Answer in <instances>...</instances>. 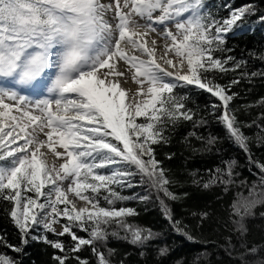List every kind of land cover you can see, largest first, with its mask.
I'll use <instances>...</instances> for the list:
<instances>
[{
    "label": "snow or ice",
    "instance_id": "snow-or-ice-1",
    "mask_svg": "<svg viewBox=\"0 0 264 264\" xmlns=\"http://www.w3.org/2000/svg\"><path fill=\"white\" fill-rule=\"evenodd\" d=\"M254 15L256 8L248 3L216 19L204 11L203 0H0V203L19 237V244L0 239V249L15 254L0 251V264H23L19 257L30 241L58 250L55 264L72 259L89 264L70 255L85 246L96 264H113L116 250L107 247L109 237L139 249L143 257L161 233L128 220L137 215L135 209L116 207L136 199L117 189L134 187L137 175L140 186L155 193L171 229L193 241L189 225L176 219L168 203L183 198L171 190L176 181L156 158L157 146L169 145L182 121L194 129L184 142L190 146L194 138L202 144L193 152L213 151L218 138L195 131L208 119L188 107V96L179 91H190L189 86L219 101L208 116L258 169H249L256 177L250 185L237 180L235 159L221 160L222 166L207 170V179L189 173L204 189L220 187L225 194L241 189L229 215L238 217L231 223L244 235L245 218L264 204V162L254 158L253 137L242 127L259 128L255 142L261 147L264 124L238 120L230 107L236 94L229 91L239 80L221 85L215 73L246 64L229 54L227 38ZM257 19L264 24V14ZM243 75L264 77V72ZM42 80V95L19 90ZM259 103L264 105V98ZM192 215L199 216L197 226L209 218L207 212ZM49 233L73 243L50 240ZM229 245L234 248L230 240ZM154 247L158 257L169 254L167 245Z\"/></svg>",
    "mask_w": 264,
    "mask_h": 264
},
{
    "label": "trees",
    "instance_id": "trees-1",
    "mask_svg": "<svg viewBox=\"0 0 264 264\" xmlns=\"http://www.w3.org/2000/svg\"><path fill=\"white\" fill-rule=\"evenodd\" d=\"M204 11L216 19H222L229 15L230 9L239 8L248 3H253L257 15L249 16L247 21L239 28H234L228 33L227 47L232 49L230 55L237 60H244L246 64L236 71L227 73H215L217 83L229 85L236 79L239 83L232 85L229 94L235 93L234 99L230 102V107L236 109V115L239 121L251 123L256 121L258 124H264L260 119L264 116V105L259 101L264 98V77L244 76L243 73L264 72V24L257 19L259 14H264V0H203ZM220 55V54H218ZM189 90H179L182 94L188 96L187 106L196 111L199 115L208 119L206 126L195 129L196 132L205 138L211 134L218 138L212 152H193L192 148H201L200 141L191 138L190 146L184 142L187 134L194 129L191 122H181L172 132L171 143L167 146H157L156 158L163 162L165 168L169 170V175L176 183L171 186V190L183 198L179 201H168L176 219L183 220L189 225V231L195 237L189 241L183 236L176 234L164 218L161 205L155 198L154 192H149L146 187L140 186V176L133 177L135 186L132 188L123 187L117 189L123 196L136 197L123 202H117L116 207L125 206L136 210L135 217H129L128 220L142 227L151 228L153 231L161 233L158 240L153 241L144 251L145 255H139V249L127 244L124 241H118L109 237L107 247L115 249L114 256L110 257L113 264H264V204L257 205L252 210V215L245 218L247 231L241 235L236 231L237 225L231 223L229 215V206L235 198V193L241 189L233 187L227 194L220 187H211L204 189L192 183L189 173L198 172V177L207 179L209 169H214L221 165V160L235 159L237 165L235 171L240 175L237 180L248 181L250 185L256 177L252 172H258V169L248 163L245 153L239 149L229 138L224 127L216 120L208 116L211 111L212 103L219 101L209 93L195 89L192 86ZM219 115V113H217ZM245 135L252 136L253 141L250 147L255 159L264 162V146L257 147L255 136L259 128L242 127ZM167 154H174L172 159H167ZM187 193V196H183ZM247 196V189H243ZM151 195L147 202H141L139 197ZM101 203H104L101 201ZM108 206V205H104ZM207 212L209 218L203 222L202 226H197L199 216H193L192 213ZM85 235V233H79ZM50 240H62L66 246L73 242L70 237H56L48 234ZM0 239H6L10 244H19L18 232L11 222L5 203H0ZM229 240L231 241L230 247ZM154 245L161 247L167 245L170 249L166 257H158V249ZM255 248V253L251 249ZM9 255H15L7 249ZM59 254L58 250L42 242L30 241L25 249V254L20 255L23 264H55L52 259L53 253ZM107 255V248L104 249ZM231 253V255H230ZM78 255L81 259L89 261V264H96V258L91 249L85 246ZM68 264H78L75 259L69 260Z\"/></svg>",
    "mask_w": 264,
    "mask_h": 264
},
{
    "label": "rangeland",
    "instance_id": "rangeland-1",
    "mask_svg": "<svg viewBox=\"0 0 264 264\" xmlns=\"http://www.w3.org/2000/svg\"><path fill=\"white\" fill-rule=\"evenodd\" d=\"M161 43H162V41H160ZM40 87H39V89H38V91H40L41 92V94L40 95H42V94H44V89H45V87H46V81H43V83H40ZM8 86H10V87H16L15 85H11L10 83L8 84ZM133 87H135V85H132ZM32 87H35V88H37L35 85H33ZM31 88V87H30ZM29 88H21V89H19L20 91H27Z\"/></svg>",
    "mask_w": 264,
    "mask_h": 264
},
{
    "label": "bare ground",
    "instance_id": "bare-ground-1",
    "mask_svg": "<svg viewBox=\"0 0 264 264\" xmlns=\"http://www.w3.org/2000/svg\"><path fill=\"white\" fill-rule=\"evenodd\" d=\"M161 43V42H160ZM163 43V42H162ZM133 87V86H132Z\"/></svg>",
    "mask_w": 264,
    "mask_h": 264
}]
</instances>
